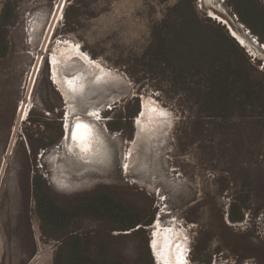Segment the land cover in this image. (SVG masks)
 <instances>
[{
	"label": "rangeland",
	"instance_id": "374dc122",
	"mask_svg": "<svg viewBox=\"0 0 264 264\" xmlns=\"http://www.w3.org/2000/svg\"><path fill=\"white\" fill-rule=\"evenodd\" d=\"M180 1L0 0V264L60 252L65 231L42 235L36 184L63 209L106 195L140 214L128 231L111 214L72 220L93 257L138 264L149 251L159 264L154 234L168 229L184 264H264V42L234 0H192L243 51L250 85L228 74L237 60L210 79L174 70L161 44ZM70 46L92 64H58L65 97L51 59ZM74 119L93 130L89 152L66 139ZM234 204L241 222L228 220Z\"/></svg>",
	"mask_w": 264,
	"mask_h": 264
},
{
	"label": "trees",
	"instance_id": "16d2710c",
	"mask_svg": "<svg viewBox=\"0 0 264 264\" xmlns=\"http://www.w3.org/2000/svg\"><path fill=\"white\" fill-rule=\"evenodd\" d=\"M233 8L238 19L255 35L260 42H264V5L257 0H234ZM175 19L173 24L166 25V41L161 51L168 65L182 72L197 76H213L215 70H222L218 63L221 60L229 62L239 61L241 64H227L228 74L231 72L244 84H249V64L243 51L226 34L213 24H208L198 18L192 0H181L173 9ZM165 27V26H164ZM162 28V27H160ZM158 29V28H156ZM160 37V36H158ZM164 39V37H163ZM217 85L208 86L207 90L214 93L210 103H218ZM227 87H231L228 85ZM251 90V88H249ZM111 127V126H110ZM36 213L40 220V230L44 237L50 238L58 230L65 231L62 247L56 255L53 264H124L115 257H93L84 251L83 240L79 235L71 234L66 230L72 220L82 216L104 218L114 215L115 220L121 223L120 229L128 231L140 225L143 221L138 212L124 207L117 200L109 196H94L73 207L63 209L54 204L48 194L39 185L34 186ZM232 205L228 220L231 223L241 222L244 219L242 211L235 212ZM239 210V208H238ZM138 264H153L149 251L145 253L144 262Z\"/></svg>",
	"mask_w": 264,
	"mask_h": 264
},
{
	"label": "bare ground",
	"instance_id": "6f19581e",
	"mask_svg": "<svg viewBox=\"0 0 264 264\" xmlns=\"http://www.w3.org/2000/svg\"><path fill=\"white\" fill-rule=\"evenodd\" d=\"M236 37L242 43V45H245V40L243 38L237 35ZM76 58H78L79 60L77 62L92 64L88 59V57L82 54L77 47H71V46L70 48L69 47L63 48L59 56L54 55L51 59V64H53V68H52L53 82L55 83V85L59 87V90L65 97L67 96V88L70 87L72 84L68 79L69 77L64 79L60 77L65 75L61 73H60L61 75L59 74V72H61V69L58 70L59 67L58 64H65L71 66V64H73V60ZM78 124L81 125V127L77 128ZM73 134H75V138H73ZM92 138H93V130L86 122L76 121L74 123V127L72 130V139L79 148H81L85 152L91 151ZM152 247L159 264H184L185 261V255L183 250L184 248L182 246L175 248V246L172 244V234L170 230L166 229L161 231L160 233L156 232L154 234ZM181 256H182V260H178V257Z\"/></svg>",
	"mask_w": 264,
	"mask_h": 264
},
{
	"label": "flooded vegetation",
	"instance_id": "af4514ba",
	"mask_svg": "<svg viewBox=\"0 0 264 264\" xmlns=\"http://www.w3.org/2000/svg\"><path fill=\"white\" fill-rule=\"evenodd\" d=\"M107 78H112V77H111V76L109 77V75H108ZM51 83L54 84V83L52 82V79H51ZM95 84L97 85L98 83H94L93 86H96ZM54 85H55V84H54ZM91 85H92V84H91ZM91 85H90V86H91ZM55 86H56V85H55ZM84 87L86 88V85H85ZM91 87H92V86H91ZM57 89H58V88H57ZM58 91H59V89H58ZM83 91H84V88H83ZM59 92H60V91H59ZM81 93H82V92H81ZM60 94H61V93H60ZM76 95H78V93H77V94H74V96H72V97L74 98ZM61 96H62V95H61ZM73 98H72V99H73ZM70 100H71V98H70ZM91 110H92V109H91ZM88 111H89V114H88L87 117H88V118L90 117L89 119L91 120V117H93V116L90 114V110H88ZM95 111H96V110H95ZM72 123H73V121L71 122V125H72ZM71 125H69V129L67 130V131H68V132H67V138H66L67 141L70 140V135H71L70 132H72V131H71ZM73 127H74V126H73ZM73 127H72V130H73ZM67 143H69V142H67ZM124 169H125V168H124ZM154 259H155V258H154ZM155 261H156V260H155Z\"/></svg>",
	"mask_w": 264,
	"mask_h": 264
},
{
	"label": "snow or ice",
	"instance_id": "6c2138e0",
	"mask_svg": "<svg viewBox=\"0 0 264 264\" xmlns=\"http://www.w3.org/2000/svg\"><path fill=\"white\" fill-rule=\"evenodd\" d=\"M81 127V125H77V128ZM73 138H75V134H73ZM178 260H182V256L181 257H178Z\"/></svg>",
	"mask_w": 264,
	"mask_h": 264
},
{
	"label": "water",
	"instance_id": "95a60500",
	"mask_svg": "<svg viewBox=\"0 0 264 264\" xmlns=\"http://www.w3.org/2000/svg\"><path fill=\"white\" fill-rule=\"evenodd\" d=\"M74 120H75V119H74ZM151 251H152V249H151ZM152 256H153V252H152ZM153 258H154V256H153ZM154 262H156L155 259H154Z\"/></svg>",
	"mask_w": 264,
	"mask_h": 264
}]
</instances>
